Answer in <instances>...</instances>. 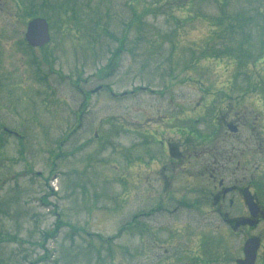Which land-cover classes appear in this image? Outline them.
I'll list each match as a JSON object with an SVG mask.
<instances>
[{
  "label": "rangeland",
  "instance_id": "obj_1",
  "mask_svg": "<svg viewBox=\"0 0 264 264\" xmlns=\"http://www.w3.org/2000/svg\"><path fill=\"white\" fill-rule=\"evenodd\" d=\"M220 1L0 0V264H236L249 237L264 264V218L234 230L218 212L249 216L243 199H200L224 135L241 142L225 183L252 179L264 208V0ZM36 17L43 48L25 40ZM219 101L245 126L192 139L194 178L172 188L189 198L162 199L159 137L206 139Z\"/></svg>",
  "mask_w": 264,
  "mask_h": 264
},
{
  "label": "flooded vegetation",
  "instance_id": "obj_2",
  "mask_svg": "<svg viewBox=\"0 0 264 264\" xmlns=\"http://www.w3.org/2000/svg\"><path fill=\"white\" fill-rule=\"evenodd\" d=\"M219 104H214V111L217 112L216 117L211 116V118L214 121V127L213 130L211 131V135H207L206 139H203L201 137H199L198 135H194L196 134V132H194L190 127H186V125L184 126H179L181 127V129H179L178 126L175 127V131H179L181 132V136H183L182 138L178 139V138H174L172 140L170 139H166V137H162L160 136L159 139L163 140V142L160 141V144L163 146L161 148V152L164 154V158H165V163L161 164L159 166L158 169V177H159V181H160V186L162 189V192L164 193V195L166 194V196H163L162 199H188L189 196H177L179 194V189H177V191H175L172 188H176L175 187V183L177 182L176 178L180 177V173H183L184 175H186L188 172V178H194V174L193 172H191V168H193V165H191L192 161H193V156L195 155V148L193 146V143L191 142L192 139H194L195 141H197L198 139L200 140H204L205 143H209L210 141H214L215 137L218 135L222 134V131H224L225 127L228 129V125L232 124L234 126H236L237 130L236 131H224L223 134H225L226 136L228 135H238L239 132L241 131V129L245 126L246 124V119L245 116L239 118V112L236 113L237 115V120L236 122L231 123V119L228 118V116L231 117L232 112H230V115L228 113V109H223L222 107H218L219 105H221V101H219ZM229 108H234L232 106H230ZM215 114V113H214ZM227 117V118H226ZM186 119H188V117H185ZM220 118L224 119V122L221 124V126L218 125V120ZM216 122V123H215ZM162 134L165 135V132L162 131ZM221 133V134H220ZM221 142H220V147L219 149H217V147L215 149H213V154H209V152L206 151V153H204V155H208L211 156L214 160L213 163L211 164V162L209 164H203L202 165V170L200 172V175H205L206 171H210V177L212 178V180H215V178H219V182L218 185L215 186V190L210 189V190H204L205 197L200 198V199H216V201L219 203H222L224 201H226V199H229V203L233 204V200L232 199H246L248 193L250 192V195H252V199H258L255 190H252L253 186H255V184L253 183L254 181L250 178H248L247 176H244V178H236V180H234L233 183L229 184L227 186V184L225 183V178L228 175L229 172V168H226L225 165H230L231 162H226L225 164H222L225 160V158H227L228 160L235 158L238 153H237V149L239 145H241V142H238V144H234L236 146L229 148V143L227 142V138L224 135H221ZM262 139V140H261ZM220 140V139H219ZM239 140V139H238ZM258 145L260 147H264V133L263 136L258 137ZM164 144H166V146H164ZM209 144H207L208 147ZM211 146V145H210ZM236 149V150H235ZM228 153L230 154V156H228ZM243 153V152H242ZM229 163V164H228ZM211 164V167L209 168ZM190 168V169H189ZM193 182L189 181V185H192ZM255 188V187H254ZM253 188V189H254ZM193 192V191H190ZM258 202V200H257ZM258 206L260 208V212L258 215V221H260L263 216H264V208L262 207L261 204H259L258 202ZM222 214V208H220L219 210V215ZM248 215H250L249 211H248ZM228 215H222V219L223 221H225V223L227 224H232L234 221L228 219L227 217ZM250 216H245L243 217V219H247ZM242 220V218L240 219ZM237 221L234 222V224H236ZM235 229V225L233 227ZM253 228V227H252ZM250 226L248 225H244V226H240L237 229H252Z\"/></svg>",
  "mask_w": 264,
  "mask_h": 264
},
{
  "label": "water",
  "instance_id": "obj_3",
  "mask_svg": "<svg viewBox=\"0 0 264 264\" xmlns=\"http://www.w3.org/2000/svg\"><path fill=\"white\" fill-rule=\"evenodd\" d=\"M25 39L29 46L33 48H42L47 45L50 40V27L45 18L37 17L28 22ZM231 130H236V127L230 125ZM250 213L253 218H257L259 214V207L252 199L250 194L246 197ZM240 223L249 224L250 226L256 225L254 220H242ZM260 248V240L258 238H251L247 240L244 245L245 258L237 260L238 264H255L257 258V251Z\"/></svg>",
  "mask_w": 264,
  "mask_h": 264
},
{
  "label": "trees",
  "instance_id": "obj_4",
  "mask_svg": "<svg viewBox=\"0 0 264 264\" xmlns=\"http://www.w3.org/2000/svg\"><path fill=\"white\" fill-rule=\"evenodd\" d=\"M219 2H221L219 0ZM225 7V6H224ZM226 8V7H225ZM253 16H249V15H244L243 12H240V13H237L233 16H231V18H227V17H224L222 19V21H233L234 24H237V25H242V27H245L244 24H247L248 22L251 21ZM247 22V23H246Z\"/></svg>",
  "mask_w": 264,
  "mask_h": 264
}]
</instances>
